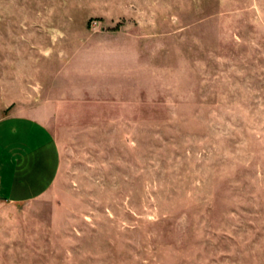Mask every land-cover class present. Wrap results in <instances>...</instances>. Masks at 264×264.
<instances>
[{
    "label": "rangeland",
    "instance_id": "rangeland-1",
    "mask_svg": "<svg viewBox=\"0 0 264 264\" xmlns=\"http://www.w3.org/2000/svg\"><path fill=\"white\" fill-rule=\"evenodd\" d=\"M11 114L60 166L0 264H264V0H0Z\"/></svg>",
    "mask_w": 264,
    "mask_h": 264
},
{
    "label": "crops",
    "instance_id": "crops-1",
    "mask_svg": "<svg viewBox=\"0 0 264 264\" xmlns=\"http://www.w3.org/2000/svg\"><path fill=\"white\" fill-rule=\"evenodd\" d=\"M60 154L50 127L27 114L0 118V199L30 203L58 176Z\"/></svg>",
    "mask_w": 264,
    "mask_h": 264
}]
</instances>
